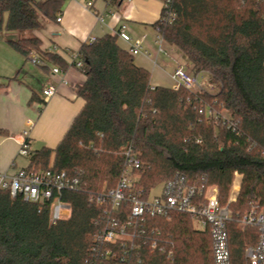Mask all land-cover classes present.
I'll return each mask as SVG.
<instances>
[{
    "label": "trees",
    "instance_id": "trees-1",
    "mask_svg": "<svg viewBox=\"0 0 264 264\" xmlns=\"http://www.w3.org/2000/svg\"><path fill=\"white\" fill-rule=\"evenodd\" d=\"M62 5L63 0H0V34L38 30L43 20L56 19ZM167 13L171 21L164 23ZM154 27L184 55L193 74L208 76L215 93L152 87L149 71L134 63L114 35L81 45L78 70L85 81L75 93L84 104L54 149L27 156V169L64 171L78 179L79 189L63 193L70 213L55 225L46 206L0 190V264H213L211 236L196 230L186 214L148 217L139 225L138 233L156 238L160 252L97 244L111 214L90 196L116 185L126 147L146 191L183 178L216 187L224 205L238 173L231 211L243 214L258 202L264 212V0H165ZM6 43L25 59L33 54L46 64L68 66L58 54L41 51L36 37ZM206 107L223 111L228 122L208 124L199 112ZM227 227L231 261L245 264L244 250L256 244L257 233L234 222Z\"/></svg>",
    "mask_w": 264,
    "mask_h": 264
},
{
    "label": "crops",
    "instance_id": "crops-1",
    "mask_svg": "<svg viewBox=\"0 0 264 264\" xmlns=\"http://www.w3.org/2000/svg\"><path fill=\"white\" fill-rule=\"evenodd\" d=\"M164 1L63 0L56 16L61 17L60 22L56 19L43 20L40 29L24 36L38 38L41 51L58 54L68 64L66 69L45 62L33 64L31 57L39 60L33 54L25 59L15 51L6 52L11 68L3 74L0 72L3 83L0 88V128L7 132V136L0 138V173L11 175L18 169L28 167V157L18 153L23 141H26L29 153L43 147L54 149L61 141L84 104L76 95L75 88L84 83L85 76L73 65V56L90 38L100 39L105 35L117 37L121 29L133 38L144 35L141 52L133 56L137 66L145 70L151 66L153 74L157 67L165 73L170 70L171 75L177 65L191 72L190 64L174 46L163 42L165 53L157 52L158 32L154 23L160 18ZM88 3L91 6H87ZM2 37L6 43L7 39L15 40L21 35L3 34ZM117 43L128 50L129 45L118 37ZM27 62H30L31 68L26 67ZM54 68L59 72L54 74ZM196 75L203 82L209 81L204 73ZM158 76L153 84L150 81L152 87L159 86ZM50 85L55 87L56 92L44 100L41 90ZM173 87H176V83ZM28 122L30 126H27ZM24 131H27V136L22 138Z\"/></svg>",
    "mask_w": 264,
    "mask_h": 264
},
{
    "label": "built area",
    "instance_id": "built-area-1",
    "mask_svg": "<svg viewBox=\"0 0 264 264\" xmlns=\"http://www.w3.org/2000/svg\"><path fill=\"white\" fill-rule=\"evenodd\" d=\"M87 6H91L88 3ZM171 13H167L162 21H171ZM57 22L61 17L56 18ZM158 32V31H157ZM117 37L129 45L128 51L131 55L141 52L144 35L138 38L131 37L124 30L117 32ZM96 39L90 38L88 44L94 43ZM163 39L158 33L156 37L157 52L164 54ZM33 64H40L36 57L30 58ZM75 67H81L77 54L73 56ZM54 74L57 68L52 69ZM176 87H182L191 92L211 93L213 86L209 81H201L196 74L188 71L184 66L177 65L171 73ZM56 92L55 87L46 86L41 90L44 100H48ZM204 120L211 125L219 121L228 122L222 111H215L206 107L199 111ZM30 126V123H27ZM27 136V131L22 133V138ZM21 156H28V145L26 141L20 144L18 151ZM125 158V164L118 177L116 185L108 190H103L96 196H90V200L97 206L103 208L105 213L111 214L104 230L96 238L101 245H113L124 248L130 245L134 249L148 247L151 250L162 251L156 238H146L137 231L146 218L161 217L169 219L173 213L186 214L190 217L192 225L196 223L199 231H206L212 238V260L213 264H233L231 261L228 245L227 224L234 222L240 230L254 229L257 233V242L244 250L245 264H264V212L257 204L243 214H233L229 203L236 200L237 191L232 192L226 205H221L216 187H204L188 184L183 178H175L161 185L158 194L150 197V192L139 185V164L131 154V149L126 147L121 153ZM235 175H237L235 173ZM79 189L77 178L69 176L64 171L34 170L21 168L13 174L0 173V190H8L12 198L19 196L23 201L48 209V221L55 225L58 221L65 219L70 213V206L62 199L64 192ZM142 235V236H141ZM139 240L138 243H135ZM107 253V251L105 252Z\"/></svg>",
    "mask_w": 264,
    "mask_h": 264
},
{
    "label": "rangeland",
    "instance_id": "rangeland-1",
    "mask_svg": "<svg viewBox=\"0 0 264 264\" xmlns=\"http://www.w3.org/2000/svg\"><path fill=\"white\" fill-rule=\"evenodd\" d=\"M4 33H2L0 35V72L1 74H3L2 72H7L8 70H10L11 68V65H10V62L8 60V56L6 55V52L9 50V51H14V50H11V48L7 45V43H5V40L4 38L2 37ZM18 35H21L24 36L25 34H18ZM165 43V42H164ZM163 43V49L165 47ZM13 53V52H12ZM185 59V58H184ZM149 63V62H148ZM150 64V63H149ZM26 67L27 68H31V64L30 62H27L26 63ZM149 72H150V81L152 82V84L154 83L155 80H158L156 79V77L158 76L160 81L159 83H157L159 86H165V87H168V88H173L174 84H175V81L171 78V75L169 74V71L170 70H166V72L168 73H165L163 72L162 70H159V68H155V71H154V74L152 73V69H151V66H149L148 68H146ZM173 72V71H172ZM153 76V77H152ZM152 78H153V81H152ZM199 78V77H198ZM211 93H215V89L212 90ZM223 112V111H222ZM224 113V112H223ZM225 114V113H224ZM237 175H233V178H232V181H231V184H230V188H229V192H228V196H227V199H226V202L224 205L227 204L229 198L231 197L232 195V192H233V187L235 184H238V187L235 186L234 189L235 190H238L240 189V183H241V179H242V175L236 173ZM162 183H159L157 184L156 186H154L152 189H151V192H150V197L158 194L161 190V185ZM214 187V186H212ZM234 193V192H233ZM238 193V192H237ZM236 198H237V195H236ZM258 203V202H257ZM257 203H254V204H257ZM230 205V203H229ZM230 208V207H229ZM231 210V209H230ZM233 213V212H232ZM194 224V227L195 228H198V226L196 225V223H193ZM238 227V226H237ZM239 229V228H238Z\"/></svg>",
    "mask_w": 264,
    "mask_h": 264
}]
</instances>
